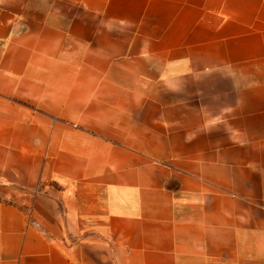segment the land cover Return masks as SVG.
Wrapping results in <instances>:
<instances>
[{
  "label": "crops",
  "instance_id": "crops-1",
  "mask_svg": "<svg viewBox=\"0 0 264 264\" xmlns=\"http://www.w3.org/2000/svg\"><path fill=\"white\" fill-rule=\"evenodd\" d=\"M0 264H264V0H0Z\"/></svg>",
  "mask_w": 264,
  "mask_h": 264
}]
</instances>
